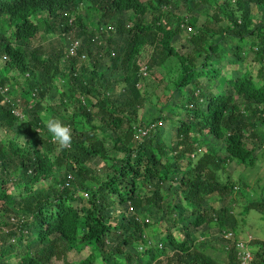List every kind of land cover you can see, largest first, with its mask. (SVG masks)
Listing matches in <instances>:
<instances>
[{"label": "trees", "instance_id": "16d2710c", "mask_svg": "<svg viewBox=\"0 0 264 264\" xmlns=\"http://www.w3.org/2000/svg\"><path fill=\"white\" fill-rule=\"evenodd\" d=\"M43 113L70 127V145ZM258 142L264 0H0V264H59L85 248L75 264H264L243 223L264 217Z\"/></svg>", "mask_w": 264, "mask_h": 264}, {"label": "rangeland", "instance_id": "374dc122", "mask_svg": "<svg viewBox=\"0 0 264 264\" xmlns=\"http://www.w3.org/2000/svg\"><path fill=\"white\" fill-rule=\"evenodd\" d=\"M197 9H198L197 11L199 14H200V11L201 12L206 11V9L203 5L199 6ZM212 9H213V5L209 8V11H212ZM252 12H253V14H256L257 10L255 7L252 8ZM204 21H205L204 17L200 15L199 20H198V26L203 25ZM106 37H107L106 35L104 37H102L101 38L102 41H105ZM114 38L117 41L120 39V37H118V36H115ZM39 40H40L41 44H43L45 47H48L50 44H52L53 46H56L59 44L58 43V35H56V34L54 36H50L49 38L47 36H41V37H39ZM185 40L186 39H185L184 35L180 34V35H177L173 41L174 43H176L175 46H177L179 48L180 52H183L182 44L184 43ZM78 41L80 42L79 39H78ZM69 42L70 41H67V44H69ZM146 56H148V53L143 52L142 53V58H143L142 62L143 63L146 62ZM230 60L232 61L233 64H237V61H235L234 58L230 57ZM250 61H251V58L247 57L246 63L250 64ZM229 66H235V65H229ZM166 73H167V71H161V74H163V75H165ZM166 76H167V74H166ZM3 93L5 94V96L7 98H10V99H12V97L15 98V96H16L15 93L13 92V89H4ZM9 93H11V95H9ZM55 97H57V96L55 95V92L53 91L49 95V97L46 98V102L49 105L56 104L58 102V100ZM163 113L166 114L167 116H170L169 108L165 109L163 111ZM152 114H156V110L149 107V104H146L144 109H143V113H141L140 117L144 116L145 118H147L149 120L151 118ZM42 116H43V118H45V121H47L50 118H55V119L60 121V119H58L57 117L47 115L46 113H43ZM163 133H164L165 137L168 136L167 139L173 138V131H171L169 129H167V130L165 129L163 131ZM1 138H3V137H1ZM246 141L248 142V140H246ZM200 145H202V143L198 144L199 147H200ZM204 145L208 146V148L214 147V148H210V149H214L216 153H218L222 156L226 155L224 149L222 148L221 141H215L213 139H208L205 141ZM255 148H256L255 151H256L257 155L264 152V148L260 142H258V144ZM262 168L263 169H260L259 174L264 173V167H262ZM228 169H229V171H232V172L238 174L239 172H242L243 166H240V165L236 166L234 163H232L229 165ZM54 175L56 176L57 174H54ZM12 190L15 191L14 187ZM15 196H17V194H15ZM243 223H244V226L246 225L245 226L246 230L250 231V232H248L249 236H251L252 238H255V239H259L260 241L264 242V217L261 214H257V212H255V211H250L248 215L243 217ZM249 236H248V238H249ZM196 237L197 236L195 234L194 238H196ZM0 241H3V239L1 237H0ZM207 254L210 255L211 257L215 258L216 260H219L221 258V255H222L220 252L215 253L212 250H208ZM87 255H88V250H86V248L83 249V251H81L80 253H77L76 251H74V252L72 251L70 253L68 252L65 254L63 259L59 262V264H75L79 260L84 259ZM9 264H15V261L10 260ZM95 264H101V263H100V261L96 260Z\"/></svg>", "mask_w": 264, "mask_h": 264}, {"label": "clouds", "instance_id": "9594fccd", "mask_svg": "<svg viewBox=\"0 0 264 264\" xmlns=\"http://www.w3.org/2000/svg\"><path fill=\"white\" fill-rule=\"evenodd\" d=\"M45 127L47 133H49L52 139L59 144L61 147H67L72 142V134L70 127L65 124L61 123V121L50 118L46 121ZM253 261V257L252 260Z\"/></svg>", "mask_w": 264, "mask_h": 264}, {"label": "built area", "instance_id": "2783aa9c", "mask_svg": "<svg viewBox=\"0 0 264 264\" xmlns=\"http://www.w3.org/2000/svg\"><path fill=\"white\" fill-rule=\"evenodd\" d=\"M80 46H81V40L80 42L78 41V39L71 40L67 45V57H75L77 55V51L79 50ZM80 57L81 59L84 58V56H80ZM139 133L141 135H144V132L142 131H139ZM243 257L244 260L248 262L252 260V256L250 252H246Z\"/></svg>", "mask_w": 264, "mask_h": 264}]
</instances>
